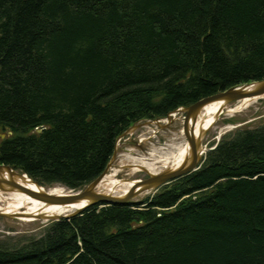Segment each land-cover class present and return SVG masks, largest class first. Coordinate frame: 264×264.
<instances>
[{
  "label": "trees",
  "instance_id": "obj_1",
  "mask_svg": "<svg viewBox=\"0 0 264 264\" xmlns=\"http://www.w3.org/2000/svg\"><path fill=\"white\" fill-rule=\"evenodd\" d=\"M259 81L264 0H0V165L81 191L136 123ZM0 264H264V122L142 200L0 232Z\"/></svg>",
  "mask_w": 264,
  "mask_h": 264
},
{
  "label": "bare ground",
  "instance_id": "obj_2",
  "mask_svg": "<svg viewBox=\"0 0 264 264\" xmlns=\"http://www.w3.org/2000/svg\"><path fill=\"white\" fill-rule=\"evenodd\" d=\"M258 86V84L253 83V85L243 88L238 87V91H247L255 89ZM260 99H264V95L261 98H244L233 103L228 102L225 97H219L201 105L189 115H186V111L180 108L168 114L164 119L150 120L145 126L155 125L160 129H167L178 121L180 116L185 115L179 138L173 139L170 141L171 143L169 142L170 144L161 145L150 141L154 136L142 138L140 145L149 144L150 149L148 152L143 155H137L136 150H128L123 156L122 165L112 170L106 169L105 174L98 181L97 185L91 187L90 190L102 195L122 199L133 187H137L134 197L143 192L155 189V184L147 181V178H154L162 174L175 172L190 163L193 157V148L189 139L193 141L197 157L200 158L204 153L202 140L215 127L222 116L232 115L246 110L257 104ZM185 120L187 121L189 139L184 134ZM135 129L136 127L130 128L129 133L131 134ZM179 139L181 140L180 142L178 141ZM124 171H128L127 175L119 178L118 174ZM141 172L147 175L146 179L135 177L137 173ZM10 183H16L38 193L51 191L53 194L68 195L72 192L64 191L60 188H42L39 184L34 183L28 178V176L0 167V202L3 203V206H0V211L10 215H18L22 221H31L30 217L35 215L50 217L67 215L81 209L90 202L88 197H84L67 205L49 206L44 210L43 204L32 200L20 189L11 186Z\"/></svg>",
  "mask_w": 264,
  "mask_h": 264
},
{
  "label": "rangeland",
  "instance_id": "obj_3",
  "mask_svg": "<svg viewBox=\"0 0 264 264\" xmlns=\"http://www.w3.org/2000/svg\"><path fill=\"white\" fill-rule=\"evenodd\" d=\"M183 118H185V115L180 116L179 120L173 123L167 129H160L155 125L145 126L147 123L150 122V120H143L136 123L133 126L136 127L135 131H133L130 134L129 133L130 128H129L117 139L114 147L113 156L108 164V166L109 165L110 166L107 167L106 169L112 170L122 165L123 156L130 149L136 150L138 152V153L136 152L137 155H143L144 153L148 152V150L150 149L149 144L146 143L144 145L142 144V146L140 145L141 144L140 140L142 138H150L154 136L153 139H150L152 143H157L159 145L167 144V143L170 144L171 143L170 141L180 137V130L182 127ZM228 121H234L235 124L228 123ZM261 122H264V99L259 100V102L254 106L249 107L248 109L243 110L239 113L222 116L221 119L218 121V123L215 125V127H213L212 130H210L202 140V144L204 148V153L202 154V156L205 154L207 150H209V146L211 145L215 146V144L218 142L220 137L225 132L239 126L248 125L250 127H255ZM178 141L180 142L181 140L179 139ZM127 173L128 171H124L118 174V177L119 178L125 177ZM135 177L146 179L147 175L141 172V173H137ZM53 188H61V187L57 185L47 189H53ZM66 190L69 192L68 189H64V191ZM154 190L155 189L143 192L130 201L142 200L143 198L151 194ZM0 206H3V203L0 202ZM7 219L8 220L6 221H0V232H6V230H13L17 232H35L42 223H45L44 221H40V220L22 221V220H14L9 218Z\"/></svg>",
  "mask_w": 264,
  "mask_h": 264
},
{
  "label": "water",
  "instance_id": "obj_4",
  "mask_svg": "<svg viewBox=\"0 0 264 264\" xmlns=\"http://www.w3.org/2000/svg\"><path fill=\"white\" fill-rule=\"evenodd\" d=\"M254 84H258L259 86L255 89H250L247 91H238L239 89H238V87H236L234 89L227 90L224 92H220V93H217L215 95H211L209 97H205L203 99H200L199 101L195 102L194 104L190 105L189 107L182 108V109H184L186 111V115H189L192 112H194L201 105H203V104H205L211 100H214L216 98H219V97H225L227 99V101L231 102V103L239 101V100L244 99V98H256V97L261 98V96L264 95V81L254 82ZM250 85H253V83L242 85L240 87L243 88V87L250 86ZM151 121H153V120H151ZM186 122L187 121L185 120L184 121V134L189 139ZM3 137H4V134H1L0 138H3ZM189 141H190V144L192 145V148H193V157H192V160L190 161V163L186 167L179 169L175 172L162 174V175H159V176L154 177V178H152V177L147 178L146 179L147 181L155 184L154 185L155 189L162 186V185H167V184H169V183H171V182L195 171L196 169H198L202 156L200 158L197 157L194 143L190 139H189ZM0 167L12 170L11 168L4 166V165H0ZM12 171H14V170H12ZM105 171H106V169H105ZM105 171L101 175H99L94 181H92L88 186H86L85 189H83L81 191H77V192H74L73 190H69L72 193H70L68 195L53 194L51 191L38 193V192L31 191L30 189L23 187L21 185H18L16 183H10V185L13 187H16L17 189H20L24 194L28 195L32 200L36 201L37 203L43 204L44 210L46 208H48L49 206L67 205V204H70L71 202H74V201L79 200V199L84 198V197H88L90 199V202L86 206H84L81 209H78L76 211H73L72 213H69L67 215H57V216H53V217L35 215V216L30 217L31 221L40 220V221L47 222V221L57 220L60 218H70V217L80 213L84 209L91 207L93 205H96V204H98L100 207L111 206V205H117V204H124V203H127L130 200L135 198L134 197L135 196V189L137 187H133L132 189H130L128 194L122 199L92 192L90 190L91 187H94L97 185L98 181L105 174ZM60 187H61L60 189H62V190L67 189L63 186H60ZM0 217L14 219V220H22V219H19L18 215H10V214H6V213L1 212V211H0Z\"/></svg>",
  "mask_w": 264,
  "mask_h": 264
}]
</instances>
